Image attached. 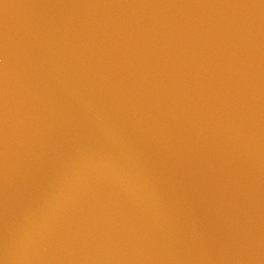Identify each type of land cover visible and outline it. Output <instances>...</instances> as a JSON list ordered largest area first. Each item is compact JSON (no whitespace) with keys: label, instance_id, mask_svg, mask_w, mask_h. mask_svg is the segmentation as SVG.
Instances as JSON below:
<instances>
[{"label":"water","instance_id":"95a60500","mask_svg":"<svg viewBox=\"0 0 264 264\" xmlns=\"http://www.w3.org/2000/svg\"><path fill=\"white\" fill-rule=\"evenodd\" d=\"M0 264H264V0H0Z\"/></svg>","mask_w":264,"mask_h":264}]
</instances>
